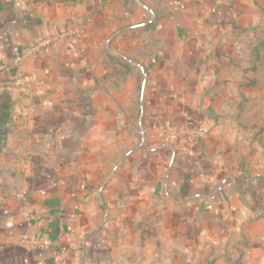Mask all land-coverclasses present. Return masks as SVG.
Here are the masks:
<instances>
[{"label": "crops", "instance_id": "crops-1", "mask_svg": "<svg viewBox=\"0 0 264 264\" xmlns=\"http://www.w3.org/2000/svg\"><path fill=\"white\" fill-rule=\"evenodd\" d=\"M253 5L0 0V264H264Z\"/></svg>", "mask_w": 264, "mask_h": 264}, {"label": "rangeland", "instance_id": "rangeland-1", "mask_svg": "<svg viewBox=\"0 0 264 264\" xmlns=\"http://www.w3.org/2000/svg\"><path fill=\"white\" fill-rule=\"evenodd\" d=\"M253 7V12L251 13L253 17H251L250 23L244 27L246 29L244 32L246 33H242V36H244L242 39L244 40L239 44V51L237 52L239 61L236 62L240 67L239 72L241 75L245 76L248 74L256 78L254 83L249 84L251 91L264 94V0H255ZM245 69L246 71L244 72ZM255 102L256 108L260 109L255 117V122H252L253 117L250 116L253 124V126L251 125L252 133L250 132L249 135L251 138L250 142L256 141L259 150L264 152V99H259ZM8 104L6 97L2 99L0 112L3 110L2 107ZM245 126L249 128L248 123ZM245 133L248 134V129H246Z\"/></svg>", "mask_w": 264, "mask_h": 264}, {"label": "built area", "instance_id": "built-area-1", "mask_svg": "<svg viewBox=\"0 0 264 264\" xmlns=\"http://www.w3.org/2000/svg\"><path fill=\"white\" fill-rule=\"evenodd\" d=\"M71 35V32H62V33H59V34H55L47 39H45L43 41V44L44 43H50V42H53V41H58V40H67L69 38V36Z\"/></svg>", "mask_w": 264, "mask_h": 264}, {"label": "trees", "instance_id": "trees-1", "mask_svg": "<svg viewBox=\"0 0 264 264\" xmlns=\"http://www.w3.org/2000/svg\"><path fill=\"white\" fill-rule=\"evenodd\" d=\"M2 108H3V110H2V112L0 114V135L2 134V132H1L2 127L4 126V124L8 120V113H9V110H10V103L7 106L6 105L3 106Z\"/></svg>", "mask_w": 264, "mask_h": 264}]
</instances>
